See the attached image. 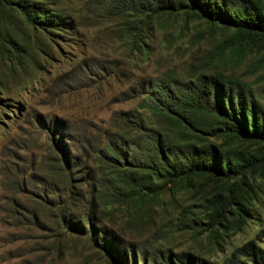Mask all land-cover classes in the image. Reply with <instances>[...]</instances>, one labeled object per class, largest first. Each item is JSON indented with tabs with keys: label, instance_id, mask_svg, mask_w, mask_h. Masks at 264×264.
I'll use <instances>...</instances> for the list:
<instances>
[{
	"label": "rangeland",
	"instance_id": "obj_1",
	"mask_svg": "<svg viewBox=\"0 0 264 264\" xmlns=\"http://www.w3.org/2000/svg\"><path fill=\"white\" fill-rule=\"evenodd\" d=\"M37 2L47 21L68 24L58 31L12 4L0 8V264H147L184 253L228 264L264 230V173L243 187L251 215L241 230L235 207L211 229L207 202L227 199L237 181H158L152 192L129 189L116 199L112 179L129 158L119 147L121 156L113 154L107 139L118 133L115 113L143 104L140 84L205 67L224 71L264 106V38H236L182 14L137 16L113 0ZM215 52L223 56L211 70ZM219 144L255 149L226 135Z\"/></svg>",
	"mask_w": 264,
	"mask_h": 264
},
{
	"label": "trees",
	"instance_id": "obj_2",
	"mask_svg": "<svg viewBox=\"0 0 264 264\" xmlns=\"http://www.w3.org/2000/svg\"><path fill=\"white\" fill-rule=\"evenodd\" d=\"M37 1L0 0V8L12 4L28 16H39L44 18L41 22L59 26L58 31L68 24L62 16H56V22L47 21L48 16ZM112 4L114 8L126 6L125 11H133L137 16L148 14L153 19L182 14L186 20L202 19L230 29L236 38H264V0H113ZM135 39H138L136 35ZM227 43L232 46V38ZM141 44L135 41L137 49L142 48ZM217 56L216 52L208 56V69L212 70L223 54ZM206 68L192 72L189 78L171 75L140 84L137 93L144 101L139 109L114 114L111 121L118 133L108 135L107 146L118 156L121 154L117 147L126 151L129 162L113 177L116 188L110 195L120 199L129 189L152 192L158 181L165 186L190 182L197 177L237 181L227 199L215 195L207 202L206 209L212 229L222 226L226 216L237 208L235 225L241 230V224L251 215L250 208L242 202L246 193L243 187L257 170L264 173V106L252 91L231 81L224 71L209 73ZM141 111H147L150 119H145ZM224 135L251 143L255 149L229 152L227 145L219 144ZM89 205L94 207L93 199ZM193 222L198 221L193 219ZM262 241L264 230L255 240L239 247L228 264H264V249L258 244ZM142 262L146 264L144 258ZM147 264L208 263L184 253L154 255Z\"/></svg>",
	"mask_w": 264,
	"mask_h": 264
}]
</instances>
